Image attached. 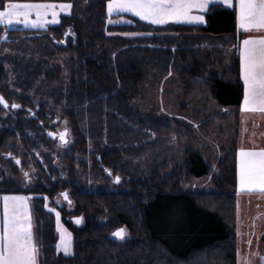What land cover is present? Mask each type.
<instances>
[{
	"label": "trees",
	"instance_id": "1",
	"mask_svg": "<svg viewBox=\"0 0 264 264\" xmlns=\"http://www.w3.org/2000/svg\"><path fill=\"white\" fill-rule=\"evenodd\" d=\"M7 2L0 0V9ZM30 2L73 5L70 14L46 29L0 27V95L9 104L0 106V197H29L38 264H237L231 117L222 110L241 103L243 83L213 80L171 86L163 92L169 93L163 95L170 112L165 115L158 112L157 91L122 89L113 60L97 64L82 84L83 153L92 167L85 163V170L105 182L112 176L120 181L115 179L113 191L101 186L75 192L73 158L61 153L58 140L48 137L74 124V42L67 32L191 29L152 26L132 15H126L131 26L108 25L107 0ZM191 28L211 35L234 32L235 2L233 8L210 6L205 24ZM12 103L20 107L11 108ZM195 134H207L217 145L200 142ZM190 136L193 148L173 144ZM208 156L214 162L210 186L184 190L183 176L190 181L208 177L213 169ZM67 191L73 211L54 202ZM49 208L60 213L73 235L71 256L57 251L55 216ZM106 213L115 226L126 228V242L112 236L111 224L100 222ZM75 217L83 224H76Z\"/></svg>",
	"mask_w": 264,
	"mask_h": 264
},
{
	"label": "rangeland",
	"instance_id": "2",
	"mask_svg": "<svg viewBox=\"0 0 264 264\" xmlns=\"http://www.w3.org/2000/svg\"><path fill=\"white\" fill-rule=\"evenodd\" d=\"M235 2V0H234ZM221 5L224 8H230L226 5L220 3H213L209 5ZM208 8V9H209ZM233 8V7H231ZM208 9L201 13L205 15L208 12ZM2 10V9H0ZM107 12V7H106ZM68 15L67 13H61V16ZM108 15V14H107ZM131 14H123V15H113L109 17L107 20V24L111 26H131L133 25L132 21L126 16ZM135 17V16H133ZM35 17H33L34 19ZM139 19L138 17H135ZM49 19L51 17L49 16ZM60 19V18H59ZM109 20L112 22L110 23ZM141 21V20H140ZM145 22V21H142ZM147 23V22H145ZM149 24V23H147ZM203 23H174L169 22L166 25H152V26H189L188 28L192 30L190 25L199 26L204 25ZM57 25V24H54ZM53 24L47 25L45 28H25L22 24H16L14 27L5 28L3 25L0 27L5 29H46L50 26H54ZM151 25V24H150ZM194 29V28H193ZM191 30H173V31H165V32H134V31H104V32H75L72 34L73 38V68H74V124L71 128L67 130V143L62 145L59 143L57 148L61 149V153L71 156L73 158L74 165V186L73 190L75 192H80L83 190H97L100 187H105L106 190L113 191L117 190L116 187L113 186L115 182V176H112L109 182H105L103 179L99 177L97 173L87 172L85 169V163H88V168L91 169V164L89 163L85 153H83V136H82V126H81V107H82V84L84 75L92 68H94L97 64L102 61L110 58L113 60L114 65L117 71V77L119 80L120 88L126 90H155L157 91V105L158 112L160 114L169 115L168 105L165 104L164 96L169 97V93L164 95L163 92H169L170 87H178L183 88L186 85H196L203 82L218 80H197L193 78H189V76H183L178 83H172L169 79V72L171 67L170 63V55H180L181 57L187 56V52L180 53V51L176 52V45H180L182 48L184 46L188 47L186 43L176 44L182 40H187L189 37H193L196 31L193 32ZM192 32V33H191ZM198 32V31H197ZM125 33H135L137 35H124ZM204 33V32H201ZM193 34V35H192ZM205 37H214L209 33H204ZM175 47V48H173ZM200 48L195 49V53H200ZM172 51V52H171ZM205 52H207L205 50ZM213 54V52H212ZM147 59H144L146 58ZM150 57V58H148ZM155 57V58H154ZM170 65V66H169ZM207 70L211 74V78H219L218 71L222 68L220 64L210 63V66L206 67ZM149 69V70H148ZM145 72V73H144ZM153 73L158 74L159 76H153ZM167 73V75H162ZM154 74V75H155ZM147 76V77H146ZM193 76V75H192ZM190 76V77H192ZM194 77V76H193ZM154 78V79H153ZM183 79V80H182ZM145 83V84H144ZM164 95V96H163ZM182 94L180 93L179 96ZM167 99V98H166ZM222 112L230 114L231 117V109H223ZM66 123V121L64 122ZM231 126V120H230ZM231 130L230 127V136L231 138ZM199 137L198 141L201 142L202 139L209 140V142L213 143V145H217L216 142L208 136L207 134H195ZM175 146L183 145V148L192 147V138L189 137L188 140L182 141H173ZM62 146V147H61ZM193 148V147H192ZM230 149V142H229ZM209 162H212V157H207ZM211 160V161H210ZM214 162H212L213 169L210 170V173L207 178H203L197 181H190L186 179V176H183L182 179V187L186 191H195V190H205L210 186L211 175L214 173ZM27 184H31V182H27ZM69 193V191H67ZM69 200L71 199L70 195H68ZM2 197V196H1ZM245 199V198H243ZM71 203H67L66 200L63 199L61 195H58L54 198L55 204L58 207L66 206L69 211L74 210V203L72 199ZM29 204V200H28ZM239 216H238V251H237V264H245V261H250V264H263L264 263V197L253 198V200L245 203L239 202ZM52 209V208H49ZM48 209V211H49ZM30 210V204H29ZM55 216V228L57 231V223H56V211H50ZM0 216H2V201H0ZM81 218V217H80ZM100 222L104 225L111 224L110 232L113 233L115 230L119 228H124L122 226H115V221L113 217L106 213L101 219ZM60 224L63 229H66L69 233L71 231L67 229V227L62 222L60 216ZM83 221L81 220V223ZM58 233V241L60 240V233ZM130 234L126 230L125 239L120 240L121 242H126L129 239ZM71 247L73 254V235L71 233ZM63 256V250L58 251ZM71 254V255H72ZM67 255V256H71Z\"/></svg>",
	"mask_w": 264,
	"mask_h": 264
},
{
	"label": "snow or ice",
	"instance_id": "3",
	"mask_svg": "<svg viewBox=\"0 0 264 264\" xmlns=\"http://www.w3.org/2000/svg\"><path fill=\"white\" fill-rule=\"evenodd\" d=\"M213 3L230 8L234 6V0H107V14L109 17L131 14L151 25H166L169 22L203 23L205 18L201 13ZM235 5L238 10V29L245 33H264V0H235ZM72 7L71 3L8 0L0 10V25L5 28L14 27L16 24H22L25 28H45L49 24H58L61 13L70 14ZM3 38L6 39V35ZM239 58L240 78L243 81L241 112L264 113V35L244 38L239 45ZM0 106L9 107L2 95ZM19 107L18 104H11V108ZM49 135L55 134L50 132ZM66 135L67 130L59 134L61 142L67 143ZM16 163L19 164L20 161L17 159ZM24 176L27 178L28 173H24ZM115 179L119 183L120 177L116 176ZM238 180L240 189L264 195V149L239 151ZM60 195L71 203L67 192ZM28 200L29 197L21 195L0 197V264H38L39 247L33 233ZM45 207L48 205L45 204ZM55 215L57 232L60 233L57 251L62 249L64 255H71V233L62 228L60 213L55 212ZM81 220L82 218H76L75 223L80 224ZM112 235L123 240L126 230L119 228ZM245 264H250V261H245Z\"/></svg>",
	"mask_w": 264,
	"mask_h": 264
},
{
	"label": "crops",
	"instance_id": "4",
	"mask_svg": "<svg viewBox=\"0 0 264 264\" xmlns=\"http://www.w3.org/2000/svg\"><path fill=\"white\" fill-rule=\"evenodd\" d=\"M237 16L238 10L236 7V29L234 32L221 35H212L214 37H205L204 33L196 31L195 35L192 34L193 37H189L187 40L181 39L180 42L178 40L177 43L174 44L176 45L184 42L188 45V47L184 46V48H182L180 45H176V48L173 47L176 49V52L180 51L182 54L183 52H187V56L181 57L180 55H170L169 60L171 67H169V69L171 75L168 77L171 80V84L178 83V81H180L179 79L187 75H193L194 77L189 76V78H192L193 81H195L193 78H196L197 80L201 81L218 79L240 81L243 83L240 78L239 45L244 38L260 36L264 35V33H259L256 31L245 33L243 30L238 29ZM190 26L195 27L194 25ZM197 47L200 48L199 54L195 53V49ZM205 50L207 52H205ZM144 59H147V57ZM210 63H216L222 66V68L218 71L219 78H211V74H209L210 72L206 68L210 66ZM154 74L155 73H153V76H159L158 74ZM162 75H167V73ZM242 101L240 104L231 108V130L233 131L230 138L229 154L231 191L235 194L237 203V237L238 216L240 208L239 202L247 203L250 200L252 201L253 198L264 197V195H261L256 191L249 192L239 188V151L241 149L250 151H259L264 149V113L241 112Z\"/></svg>",
	"mask_w": 264,
	"mask_h": 264
},
{
	"label": "water",
	"instance_id": "5",
	"mask_svg": "<svg viewBox=\"0 0 264 264\" xmlns=\"http://www.w3.org/2000/svg\"><path fill=\"white\" fill-rule=\"evenodd\" d=\"M67 35H69L70 37L72 36L69 32H67ZM64 44V43H63ZM62 132H65V130H62V131H60V132H58V133H54L55 135L54 136H50L49 135V133H48V137L49 138H51V139H57L58 141H59V143L60 144H62V145H64V144H66V143H63V142H61V140L59 139V134L60 133H62ZM68 133V132H67ZM65 139L67 140V135H66V137H65ZM62 193H64V192H62ZM62 196V195H61ZM63 197V196H62ZM64 199V198H63ZM67 203H68V201H67ZM76 218H80V217H75V218H73V220H74V222H75V219ZM116 231V230H115ZM114 231V232H115ZM113 236V235H112ZM114 237V236H113ZM114 238H116V237H114ZM117 239V238H116Z\"/></svg>",
	"mask_w": 264,
	"mask_h": 264
},
{
	"label": "flooded vegetation",
	"instance_id": "6",
	"mask_svg": "<svg viewBox=\"0 0 264 264\" xmlns=\"http://www.w3.org/2000/svg\"><path fill=\"white\" fill-rule=\"evenodd\" d=\"M57 140V139H56Z\"/></svg>",
	"mask_w": 264,
	"mask_h": 264
}]
</instances>
